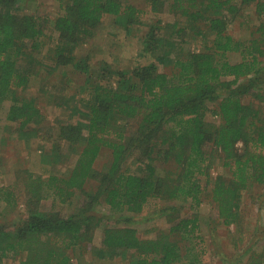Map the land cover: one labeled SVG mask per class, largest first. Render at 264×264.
Returning a JSON list of instances; mask_svg holds the SVG:
<instances>
[{
	"label": "trees",
	"instance_id": "16d2710c",
	"mask_svg": "<svg viewBox=\"0 0 264 264\" xmlns=\"http://www.w3.org/2000/svg\"><path fill=\"white\" fill-rule=\"evenodd\" d=\"M146 2L143 8L129 0H60L61 13L53 21L58 37L48 44L49 19L23 13L22 0H0V101H11L10 132L52 144L41 164L50 175L27 170L25 212L16 216L13 228L0 223V264L6 259L70 264L69 251L90 248L103 223L104 216L95 210L110 213L107 219L116 224L104 227L100 247L92 248L98 259L204 264L202 220L182 217V208L209 201L230 226L238 222L244 191L264 185V0ZM246 10L258 23L249 27V38L239 40L229 30ZM148 13L177 18L151 23L144 20ZM108 17L138 39V53L148 60L136 57L131 68L108 75L106 69L93 71L92 56L77 55ZM145 25L149 30L143 35L137 28ZM44 52L41 58L50 63L39 62L41 71L23 67ZM232 53H240L241 61L232 62ZM60 70L63 82L68 73L83 78L70 97L81 102L83 108L75 109L84 119L43 131L44 106L28 92L39 78L43 92L53 93L46 87ZM53 91L61 93L57 87ZM132 120L137 121L135 130ZM108 151L111 158L98 168ZM216 160L227 176L211 177ZM54 164H64L65 171L51 173ZM0 191V201L15 208L14 188ZM79 192L86 198L75 213L56 209ZM49 199L53 209L42 210ZM153 199L159 200L160 213L169 216L167 230L144 239L136 228L119 226L123 217L129 221L142 214ZM182 239L193 242L185 252ZM260 258L251 256L256 264Z\"/></svg>",
	"mask_w": 264,
	"mask_h": 264
},
{
	"label": "rangeland",
	"instance_id": "374dc122",
	"mask_svg": "<svg viewBox=\"0 0 264 264\" xmlns=\"http://www.w3.org/2000/svg\"><path fill=\"white\" fill-rule=\"evenodd\" d=\"M129 1L143 8L147 4L146 0ZM22 7L23 13H36L42 18V21L49 19L45 23L47 33L46 42L48 44L52 39H57L58 33L53 29V21L61 13L60 0H22ZM245 13L244 17L235 21L229 30L239 40L249 38L252 30L249 27L258 23L254 18L255 16L249 10H246ZM252 15L254 17H251ZM176 18L175 15L169 13H148L144 20L152 23L158 19L175 21ZM137 29V31L140 29L143 35L147 34L149 30L146 25L138 27ZM133 37L132 35H127L126 30L119 28L113 18H104L96 34L86 44H81L76 53L79 57H83L84 55L93 57L92 61L94 64L92 69L95 73L106 69L109 71L106 74L115 75L117 69L131 68L135 63L134 58L136 57L140 61L142 59L144 62L148 60L146 57H140L138 53L139 41L137 38H135L136 41H134L135 39L132 40ZM44 56L45 52L43 55L37 56L39 59L33 58L24 61L23 67L29 69L31 72L41 71L42 65L39 62L42 61L44 64L50 63L45 61L44 58H41ZM230 59L232 62L237 63L241 61L242 57L240 53H232L230 54ZM61 72L63 71L55 72L50 77L51 81L46 87V90L49 89L53 93L46 94L43 92L45 85L41 83L43 80L40 82L41 84L39 83L41 80L39 78L38 80L36 79L33 89L28 92L29 95L38 97L44 106L47 118L41 126L44 127L43 131L52 132L57 129L58 125L78 123L84 119L80 112L75 109V106L80 107V109L83 108L81 102L77 98L70 97L78 93L80 90L79 87L82 84L81 79L83 78L68 73L66 79L68 81H65V84L63 82L64 79L60 76ZM54 87H57L61 93L53 91ZM250 99L251 97L247 100ZM66 100L70 101V103L67 105L64 104L65 106L63 107H56L57 103H64ZM10 106L11 101H0V189L12 186L16 193L18 204L15 208L12 206L6 207L5 202L0 201V223L4 225H8L9 223L10 228H13L14 221L17 219L16 216L23 215L25 212L26 194L24 191V183L28 176L26 171L30 170L31 172L39 174L44 173L45 177L50 175V173L44 172L41 164L44 153H50L52 144H45L44 146L43 141L39 140L37 136L23 139L19 136V133L10 132L8 124L11 123L7 119ZM136 127L137 121L132 120V130H135ZM242 145L240 143L239 147L242 148ZM65 148L64 152L67 153L68 149L67 147ZM73 157L74 153H70V162L73 161ZM110 158V151L104 152L98 160V168L102 169ZM49 169H51V171L49 170L51 173H57L58 171H65V166L64 164L63 166L61 164H54ZM221 175L227 176L228 174L222 167L221 161L216 160L211 177L216 178ZM203 179V183L206 184V178ZM0 195L1 197L3 195L1 191ZM81 198H86V195L79 192L73 201L65 205L58 204L56 205V209L68 215L73 214L78 206H81ZM204 199L206 200L205 196ZM53 203L52 199L46 200L41 204V209L51 211L53 209ZM159 210V200L153 199L142 214L137 216H134V214L131 215L132 220L129 221L123 217L124 220L119 226L136 228L139 231V235L144 239L155 238L161 230H167L171 225L169 216L160 213ZM6 211L7 214L2 215ZM101 212L99 213L98 210H95V214L98 216L103 215L104 219L102 225L95 230L91 243L92 246L84 251H80V248L71 249L69 254L72 257V262L70 264H126L123 261H119V259H98L93 253V249L100 247L104 227L115 224L114 219H107L110 213L105 211ZM194 215H198L202 220V234L205 237L206 247V254L202 256L204 264H256L251 259L254 253L257 257H261L260 262L264 264V185H255L253 188L244 191L238 214V222L230 226L225 225L219 219L217 208L209 201H204L199 207L192 208L189 204H186L182 208V217H192ZM118 216H114L115 219ZM192 243L190 240H180V245L184 252ZM4 263L14 264V261L6 259Z\"/></svg>",
	"mask_w": 264,
	"mask_h": 264
}]
</instances>
